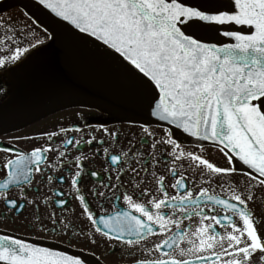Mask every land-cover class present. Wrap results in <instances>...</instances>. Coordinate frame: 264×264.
<instances>
[{
	"label": "snow or ice",
	"instance_id": "6c2138e0",
	"mask_svg": "<svg viewBox=\"0 0 264 264\" xmlns=\"http://www.w3.org/2000/svg\"><path fill=\"white\" fill-rule=\"evenodd\" d=\"M33 3L94 50L148 119H125L139 132L127 143L104 123L0 140V221L28 209L30 229L119 251L109 264H264V0ZM23 16L0 13V84L58 41L57 29ZM8 94L0 86V99ZM101 155L108 180L85 194L86 178L101 175L85 163ZM89 255L0 228V264H91Z\"/></svg>",
	"mask_w": 264,
	"mask_h": 264
},
{
	"label": "flooded vegetation",
	"instance_id": "af4514ba",
	"mask_svg": "<svg viewBox=\"0 0 264 264\" xmlns=\"http://www.w3.org/2000/svg\"><path fill=\"white\" fill-rule=\"evenodd\" d=\"M3 1L5 0H0V2ZM0 54H7L3 45H0ZM0 86L9 90L8 96L0 99V140L5 142H7L8 137L31 136L39 130H55L57 126L68 127L71 124H78L83 128L85 124L95 126L99 123L119 129L121 141L118 143H127L125 135L131 139L134 132L137 139L139 138L138 128L133 127L129 130L124 123L125 120L112 117L90 101L89 97L95 95L92 89L78 84L67 74L58 70L49 58L48 49L41 55L29 56L14 75L8 79V83L0 84ZM72 97L73 100H68ZM65 99L68 101L63 102ZM85 131H87L86 128ZM34 144H36L35 140L18 142L20 148H28ZM95 147L96 145H93V148ZM205 147L208 148L209 154L214 159L221 163L224 162L218 152H215L210 146ZM83 151H87V146H84ZM102 160L103 155L85 163L86 168H92L101 173L98 178L90 176L86 178V182L82 184L85 194H88V190L93 185L99 187L101 180L107 182L108 176L103 171ZM63 188L67 193L68 185H63ZM69 199L71 201L69 209H71L75 205V201L71 197ZM89 200L91 201L90 195ZM92 203L96 207L95 202L92 201ZM105 209L111 211L112 202H106ZM96 210L99 213L98 207ZM28 212L29 210L26 209L20 218H14L15 223L10 219L0 221V228L30 237L56 241L75 249L94 253V256L105 264H109L110 260H115L120 255L119 251L109 255L107 244L98 243L93 247L83 237L73 238L71 234L65 236L61 230L52 231L50 225L48 232L30 229L27 227L31 219ZM57 214L59 215V209H57ZM84 223L87 224V221Z\"/></svg>",
	"mask_w": 264,
	"mask_h": 264
},
{
	"label": "water",
	"instance_id": "95a60500",
	"mask_svg": "<svg viewBox=\"0 0 264 264\" xmlns=\"http://www.w3.org/2000/svg\"><path fill=\"white\" fill-rule=\"evenodd\" d=\"M11 2L14 5H18L23 11H28L34 17H39L50 29H57L58 41L55 45L50 46L53 62L60 69L69 72L72 78L80 83H85L89 86L94 85L95 90L100 96L99 103L105 106L111 114L122 119L130 116L138 117L141 120L148 119L143 109L117 86L116 78L111 69L101 62L99 57L95 55L94 50L90 49V46H85L80 41L70 38L67 31L60 29L58 23L54 22L43 9L35 5L33 0H11ZM219 40L221 42H228L227 38L224 37H219ZM93 75L100 80V83L92 79L91 76ZM104 97L105 100L103 101ZM177 135H180L184 140L192 141V138L183 136L180 133H177ZM27 239L45 247L60 248L70 253L79 252L58 244L31 238ZM88 259L91 261V264H96L95 258L89 255ZM100 264L102 263L100 262Z\"/></svg>",
	"mask_w": 264,
	"mask_h": 264
},
{
	"label": "rangeland",
	"instance_id": "374dc122",
	"mask_svg": "<svg viewBox=\"0 0 264 264\" xmlns=\"http://www.w3.org/2000/svg\"><path fill=\"white\" fill-rule=\"evenodd\" d=\"M9 14H11L14 19H16V18H19L21 20L25 19V17L23 16V14L19 10H17V9L12 10L11 12H9ZM36 32L38 34H42V31L39 30L38 28L36 29Z\"/></svg>",
	"mask_w": 264,
	"mask_h": 264
},
{
	"label": "bare ground",
	"instance_id": "6f19581e",
	"mask_svg": "<svg viewBox=\"0 0 264 264\" xmlns=\"http://www.w3.org/2000/svg\"><path fill=\"white\" fill-rule=\"evenodd\" d=\"M118 119H119V117H118Z\"/></svg>",
	"mask_w": 264,
	"mask_h": 264
}]
</instances>
